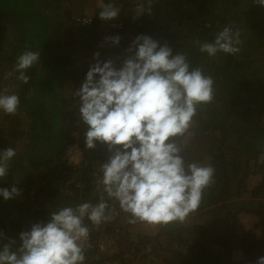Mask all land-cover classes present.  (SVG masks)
<instances>
[{"label": "trees", "instance_id": "trees-1", "mask_svg": "<svg viewBox=\"0 0 264 264\" xmlns=\"http://www.w3.org/2000/svg\"><path fill=\"white\" fill-rule=\"evenodd\" d=\"M45 1L0 0V85L5 86L8 77L12 94L20 98V109L29 111H17L15 115L0 111V150L14 148L18 142L24 145L16 150L7 176L0 179V188L20 189V195L13 199L0 197V233L4 234L0 247L15 239V251L21 244L19 234L35 223L48 222L52 212L62 207L75 209L82 202L97 204L101 197L109 205L106 215L115 220L103 231L109 233L125 223L114 215L115 209H120L118 201L109 199L102 186L98 187L101 167L114 149L109 152L106 144L97 142L86 150L88 126L78 107L66 106L65 75L76 69V48L96 53L105 37L117 35L120 43L109 41L112 48L130 47L143 34L161 46L167 44L173 55L185 54L190 70L199 68L214 81L212 100L197 105L188 130L175 138L186 171L192 163L211 164L215 168L214 183L204 190L200 206L188 214L194 222L191 226H185L184 220L170 222L172 229L164 224L167 240L180 243L171 256L177 264H233L234 259L226 258L231 254L228 252L241 250L246 257L238 264H256L257 258L264 256V238L252 231H238L236 235L230 223L232 208L248 188L250 176L260 177L255 189L264 194V164L258 163L264 153V88L260 81L264 79V51L259 47V43L264 47V6L254 0H138L136 5L142 7V14L121 11L117 24L111 26L99 18L97 6L91 22L78 25L77 10L70 9L67 0ZM223 23L232 28L233 34L240 30L239 41L244 37L245 47L236 45L240 48L236 55L202 53L196 41L213 43ZM245 25L249 33L243 30ZM26 49L39 51L40 61L26 71L30 80L24 84L12 70L17 56ZM257 51V56L263 53L261 59L255 57ZM75 143L85 148L84 160L69 165L64 154ZM41 167L44 173L40 176L36 169ZM84 224L91 238L100 235L99 226L86 217ZM150 239L148 235L134 237L129 243L136 250ZM125 256L119 251L114 257L129 264L131 259Z\"/></svg>", "mask_w": 264, "mask_h": 264}, {"label": "clouds", "instance_id": "clouds-1", "mask_svg": "<svg viewBox=\"0 0 264 264\" xmlns=\"http://www.w3.org/2000/svg\"><path fill=\"white\" fill-rule=\"evenodd\" d=\"M254 3L264 6V0ZM97 7L104 21L116 19L121 11L104 0H97ZM77 17L88 16H75L76 24ZM238 37L239 33L233 34L226 25L213 43H196L209 56L218 52L236 55L240 51ZM120 39L118 35L105 37L113 45H119ZM127 51L129 58L119 68L112 60L100 61L99 52L95 53L96 63L75 92L80 117L88 126L86 148L100 142L109 152L114 149L101 167L98 187L130 214L129 223L183 221L200 206L204 190L214 183L215 168L192 163L186 171L175 138L188 130L197 105L212 100L214 81L199 68L190 70L185 54L173 55L167 44L161 46L148 35H138ZM39 61V51L24 50L14 65L16 79L27 84L30 76L26 71ZM19 106L17 94H8V89L0 92V111L4 114L15 115ZM15 156L12 147L0 150V179L7 176ZM258 163L264 164V153ZM18 195L20 189L15 186L0 188L4 200ZM108 209L103 197L95 205L82 202L75 209H57L48 222L35 223L29 231L21 232V244L15 251V239L3 244L0 264H85L86 249L91 245L84 219L98 227L109 218ZM256 264H264V256L258 257Z\"/></svg>", "mask_w": 264, "mask_h": 264}, {"label": "rangeland", "instance_id": "rangeland-1", "mask_svg": "<svg viewBox=\"0 0 264 264\" xmlns=\"http://www.w3.org/2000/svg\"><path fill=\"white\" fill-rule=\"evenodd\" d=\"M47 2L45 0H38V2ZM80 1V4L78 2ZM138 0H111L112 3H114L117 7L121 8V11H125L128 14H142L143 9L140 5H136ZM68 7L70 9L75 7V10L77 12L76 16H88L93 17L95 8L97 6V0H67ZM73 3H76L72 5ZM120 11V12H121ZM124 12V13H125ZM120 14V13H119ZM119 15L116 19L109 20L110 25L114 26L118 22ZM221 17L218 16V21L220 22ZM226 26L225 23L221 24L219 26V29L222 30L223 27ZM248 26L245 25V28L243 27V30H246V33H249ZM240 32V30H238ZM251 35V34H250ZM249 35V36H250ZM238 39H240L238 37ZM56 41V40H55ZM244 37L241 36L240 41V47L244 48ZM109 41H103L100 44L99 50L96 51L99 52L100 56L99 59L102 62H106L108 60H112L114 63V66L119 68L121 67L123 61L127 58H129V52L127 47H121L119 49L112 48V45ZM256 46V43L254 45ZM261 50L264 51V47L260 45ZM258 48V47H257ZM75 52L78 53L77 59L73 63L74 67L76 69H73L70 73H68L66 76V100L67 104L66 106L73 108L78 107V98L75 96L76 87L79 89L83 83V81L86 78V73L89 70V64L86 61L91 62L92 64L96 63V60L94 59V53L91 52V54H87L85 50L82 48H76ZM51 54V53H50ZM85 54L87 56H85ZM256 58H262L263 53L261 52L260 56L258 55V51L254 54ZM264 62V60H263ZM13 71V70H12ZM69 72V71H68ZM263 72V71H262ZM13 73H15L13 71ZM7 78L4 79V81L7 83L4 85H0V92H3L4 89H8V94H12L13 88L10 87L9 84L12 82L7 80ZM261 84L264 88V79H260ZM12 85V84H11ZM22 104L19 106V112L27 113L29 112L27 109H20ZM24 119H26V116H23ZM25 139V138H24ZM23 143L18 142V146H15L14 149L18 150L23 148ZM82 150L81 152L72 151L69 153V155L65 158L70 163L74 164H80L81 161L84 158L85 155V148L80 147ZM87 150V148H86ZM65 161V160H64ZM108 162V160H107ZM44 167L36 169V172H39L38 174L41 176L43 175ZM46 170V169H45ZM37 174V173H36ZM260 177L256 174L250 176V179L248 180V188L244 190L241 193V197L237 199L238 202L236 207L232 208V212L234 213V217L232 219V223H230V226L234 234H236L238 231L245 232V231H252L255 233H258L260 238H264V206L260 204L263 202L264 204V197H262L264 194H261L260 189H255L256 182H259ZM73 181V180H72ZM71 184V181L69 182ZM261 201V202H259ZM95 205L94 203H92ZM117 212L114 215L120 216L122 219H125V223L121 225H116V228L110 229L108 232L105 233L103 231V228L105 227H111L114 225L112 221L115 222V220H111L109 217L107 220L108 222H103L102 225H99V231L101 232L97 238H92L96 242L102 244L104 246L103 249L94 248L91 250V253L86 257L87 264H122L121 258L114 257L115 254L119 251H124L126 253L127 258L131 259L129 261V264H177V260L174 256H171V254H175V250L180 247V243L176 240H172L169 242L167 240L166 234H164L163 226L164 224H148L146 222H140L137 221L136 223H129L128 220L130 218V214L122 212L121 209H115ZM191 215H194L192 213ZM112 216V214H110ZM190 217H186L184 219L185 226L189 227L191 226L193 222L192 219H189ZM114 219V218H112ZM169 229H172V224H166ZM104 232V233H103ZM166 233V232H165ZM148 235L151 237L149 242L141 244L138 249L135 250V248L132 247V245L129 243L131 239L139 238L141 236ZM237 235V234H236ZM240 235V234H238ZM236 250V249H234ZM231 253V254H230ZM227 259H234L232 261L233 264H238L242 260L245 259V254L241 250H236L233 252H228ZM171 263H170V262Z\"/></svg>", "mask_w": 264, "mask_h": 264}, {"label": "built area", "instance_id": "built-area-1", "mask_svg": "<svg viewBox=\"0 0 264 264\" xmlns=\"http://www.w3.org/2000/svg\"><path fill=\"white\" fill-rule=\"evenodd\" d=\"M77 22H78V24L79 25H84V24H89L90 22H91V18L90 17H77ZM81 148H80V146L78 145V144H72V145H70L68 148H67V150H66V152H65V154H64V160H65V162H67V164H69V165H79L78 163L77 164H74V163H70L67 159H65L68 155H69V153H71L72 151H79V152H81ZM83 160H84V158H83ZM82 160V161H83ZM82 161H81V163H82ZM80 163V164H81ZM88 243L91 245L90 247H87V249H86V257L89 255V253H91V250H93L94 248H98V249H103L104 248V246L102 245V244H100V243H98V242H96L94 239H92L91 237H89V241H88Z\"/></svg>", "mask_w": 264, "mask_h": 264}]
</instances>
